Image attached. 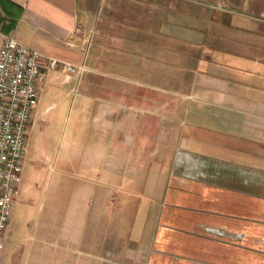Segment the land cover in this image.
<instances>
[{
    "label": "crops",
    "instance_id": "0c3cea01",
    "mask_svg": "<svg viewBox=\"0 0 264 264\" xmlns=\"http://www.w3.org/2000/svg\"><path fill=\"white\" fill-rule=\"evenodd\" d=\"M7 36L43 54L40 106L74 93L92 126L113 130L112 147L146 130L148 114L161 129L180 98L222 118V129L201 127L213 141L183 140L171 167L155 168L144 264H264V0H0V47ZM66 61L89 70L70 77ZM195 62L183 89L158 83ZM58 105L38 108L30 142Z\"/></svg>",
    "mask_w": 264,
    "mask_h": 264
},
{
    "label": "rangeland",
    "instance_id": "374dc122",
    "mask_svg": "<svg viewBox=\"0 0 264 264\" xmlns=\"http://www.w3.org/2000/svg\"><path fill=\"white\" fill-rule=\"evenodd\" d=\"M195 65L173 67L179 80L163 76L158 83L183 89L185 68H191L192 76ZM74 97L48 95L39 107L42 111L48 102H59L46 122L34 128L0 264H144L154 198L162 185L155 168L171 167L176 145L183 140L213 141L204 127H225L222 118L202 113L201 103L190 104L188 110L186 99L180 98L182 110L167 114L161 129L154 128L148 114L146 130H124L122 146L112 147L113 130L104 134L92 126ZM99 100L90 101L99 106ZM202 148L220 153L217 147Z\"/></svg>",
    "mask_w": 264,
    "mask_h": 264
},
{
    "label": "built area",
    "instance_id": "2783aa9c",
    "mask_svg": "<svg viewBox=\"0 0 264 264\" xmlns=\"http://www.w3.org/2000/svg\"><path fill=\"white\" fill-rule=\"evenodd\" d=\"M43 54L7 36L0 47V254L15 215L40 89L47 79ZM69 76H82L87 63L65 62Z\"/></svg>",
    "mask_w": 264,
    "mask_h": 264
}]
</instances>
